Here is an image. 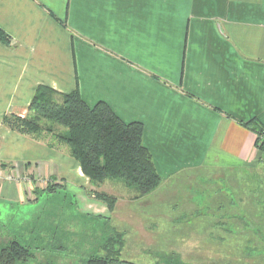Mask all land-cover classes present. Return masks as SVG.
<instances>
[{"label": "crops", "instance_id": "crops-1", "mask_svg": "<svg viewBox=\"0 0 264 264\" xmlns=\"http://www.w3.org/2000/svg\"><path fill=\"white\" fill-rule=\"evenodd\" d=\"M0 29L9 36L0 41V167L13 176L0 180V224L18 205L20 219L49 221L45 200L22 202L45 189L40 180L72 192L90 183L49 134L36 140L1 123L24 117L38 86L77 89L89 106L103 101L141 122L159 186L187 174L264 176L243 125L264 124V0H0Z\"/></svg>", "mask_w": 264, "mask_h": 264}, {"label": "rangeland", "instance_id": "rangeland-1", "mask_svg": "<svg viewBox=\"0 0 264 264\" xmlns=\"http://www.w3.org/2000/svg\"><path fill=\"white\" fill-rule=\"evenodd\" d=\"M58 132L54 128L49 138L61 146L54 138ZM1 169L0 180L13 179ZM88 181L83 192H72L57 189L53 180H40L44 188L56 190L35 189L22 202L45 200L49 221L41 223V214L20 219L26 207L18 205L13 208L16 218L0 224V245L15 239L30 249L32 257L18 264H92L100 258L106 260L103 264H264L263 175L187 174L144 196L118 180ZM260 185L261 190H252ZM89 192L113 198L112 207ZM63 202L62 208L57 205ZM57 215L65 222L59 225ZM8 227L18 236L7 233ZM57 230H73L74 239H60Z\"/></svg>", "mask_w": 264, "mask_h": 264}, {"label": "trees", "instance_id": "trees-1", "mask_svg": "<svg viewBox=\"0 0 264 264\" xmlns=\"http://www.w3.org/2000/svg\"><path fill=\"white\" fill-rule=\"evenodd\" d=\"M0 41L9 43V36L1 29ZM1 123L36 140H41L43 133L50 135L55 125L62 127L63 131H59L54 138L66 147L91 182L118 180L138 196L152 192L161 183L152 156L142 143L143 124L122 121L103 101L89 106L77 89L58 93L49 87L38 86L26 115L21 117L6 113ZM243 125L255 133L254 145L264 163V124L251 119ZM45 190L54 192L56 188L50 185ZM89 193L112 207L113 198L99 192ZM31 257L30 249L15 239L0 245V264L23 263ZM105 261L95 259L92 264H103Z\"/></svg>", "mask_w": 264, "mask_h": 264}]
</instances>
